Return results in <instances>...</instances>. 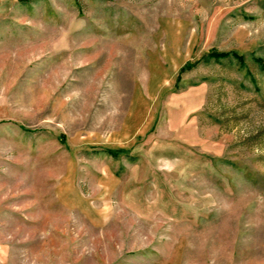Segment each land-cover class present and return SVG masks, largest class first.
Instances as JSON below:
<instances>
[{
  "label": "rangeland",
  "instance_id": "rangeland-1",
  "mask_svg": "<svg viewBox=\"0 0 264 264\" xmlns=\"http://www.w3.org/2000/svg\"><path fill=\"white\" fill-rule=\"evenodd\" d=\"M257 60L264 0H0V264H264Z\"/></svg>",
  "mask_w": 264,
  "mask_h": 264
},
{
  "label": "trees",
  "instance_id": "trees-1",
  "mask_svg": "<svg viewBox=\"0 0 264 264\" xmlns=\"http://www.w3.org/2000/svg\"><path fill=\"white\" fill-rule=\"evenodd\" d=\"M209 56H210V58L215 59V60L229 59L230 57H232L233 59H237L241 63L243 62V58L240 57L239 55L235 54V53L227 54V53L213 52ZM256 62L261 64V66L264 67V63L262 60H257Z\"/></svg>",
  "mask_w": 264,
  "mask_h": 264
}]
</instances>
